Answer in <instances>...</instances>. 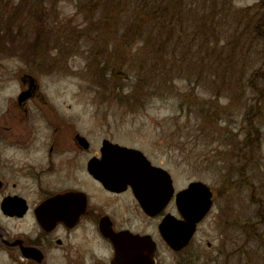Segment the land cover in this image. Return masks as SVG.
Returning <instances> with one entry per match:
<instances>
[{
	"label": "rangeland",
	"instance_id": "374dc122",
	"mask_svg": "<svg viewBox=\"0 0 264 264\" xmlns=\"http://www.w3.org/2000/svg\"><path fill=\"white\" fill-rule=\"evenodd\" d=\"M258 1L233 0L232 4L238 9L253 6ZM53 13L51 19L55 22L83 23L84 13L78 12L73 0H60ZM229 40L225 39L217 48L223 52L222 57L232 45L227 43ZM71 43L67 45L68 55H58L57 49L52 48L44 53L37 65L0 51V85L17 84L16 74L31 73L61 111L64 112V105L69 104L71 109L66 111L79 112L83 133L95 140L111 137L141 149L152 163L169 169L177 190L186 187L190 181L205 182L213 191L214 204L198 224L190 248L200 246L213 255L223 252L219 258L221 264H264V94L250 86L249 71L243 72L246 76L241 82L235 80L228 86L220 76L213 77L206 69L198 73L191 66L190 58L181 60L177 53L173 72L160 78L156 88H150L151 96L143 102L144 108L136 104L130 109L115 97L128 94L141 73L138 69L140 53L135 56L132 67L128 63L124 66L115 96L94 77L96 64L88 51L90 43L85 40L76 43L74 38ZM140 44L138 42L131 50L138 49ZM250 45L246 66L256 69L260 65L254 62L260 44L253 42ZM43 64L46 66L42 67ZM165 79H168L166 84ZM209 102L224 111L219 114L218 122L215 117L203 121L198 114V110L207 107ZM257 105H260L258 112L261 111L257 118L245 115L247 107ZM255 111L253 108L252 112ZM245 116L253 118L262 135L254 160L241 175L239 168L244 160L236 157V153L225 151L221 140L225 137L227 143L233 140L231 146L236 149L237 141L243 139L247 130ZM184 126L188 131H182L179 136V129ZM228 163L233 165L234 177L232 185L224 186ZM215 262L209 261L217 264ZM167 264L175 263L168 259Z\"/></svg>",
	"mask_w": 264,
	"mask_h": 264
},
{
	"label": "flooded vegetation",
	"instance_id": "af4514ba",
	"mask_svg": "<svg viewBox=\"0 0 264 264\" xmlns=\"http://www.w3.org/2000/svg\"><path fill=\"white\" fill-rule=\"evenodd\" d=\"M14 80L0 85V264H126L130 255L119 248L131 234L150 237L155 264H221L223 252L191 249L193 237L179 250L163 239L162 221L181 218L177 193L185 188H175L168 168L145 155L169 173L164 201L158 174L130 168L104 148L105 141L134 146L83 133L79 112L66 111L69 104L61 111L35 75L22 71ZM95 170L112 183L104 184ZM135 188L149 201V211Z\"/></svg>",
	"mask_w": 264,
	"mask_h": 264
},
{
	"label": "trees",
	"instance_id": "16d2710c",
	"mask_svg": "<svg viewBox=\"0 0 264 264\" xmlns=\"http://www.w3.org/2000/svg\"><path fill=\"white\" fill-rule=\"evenodd\" d=\"M59 1L0 0V51L37 65L52 48L57 49L58 55H68L67 45L72 44L73 38L76 43L88 41V51L96 64L94 77L115 96L124 66L128 63L132 67L140 53L141 73L128 94L115 97L130 109L136 104L144 108L143 102L151 96L150 88H156L160 78L173 72L177 53L181 60L190 58L198 73L206 69L211 76H220L228 86L235 80L241 82L247 70L250 86L264 94V0L238 9L233 6V0H73L78 12L84 13L81 25H72L71 20L64 24L51 19ZM225 39H230L227 43L232 45L222 57L223 52L217 48ZM138 42L139 48L132 51L131 47ZM253 42L260 44L254 61L260 65L256 69L246 66ZM51 43L53 47H49ZM259 109L260 105L249 106L245 115L257 118ZM198 112L203 121L215 117L218 122L219 114L224 111L209 102ZM250 116H245L247 130L243 139L237 141L236 149L231 146L233 140L227 143L226 137L222 140L218 137L224 141L221 145L225 151L236 153V157L244 160L239 168L241 175L254 160L262 135ZM182 131H188V127L179 129V136ZM229 166L228 163L224 186L232 185L234 169L233 165Z\"/></svg>",
	"mask_w": 264,
	"mask_h": 264
},
{
	"label": "water",
	"instance_id": "95a60500",
	"mask_svg": "<svg viewBox=\"0 0 264 264\" xmlns=\"http://www.w3.org/2000/svg\"><path fill=\"white\" fill-rule=\"evenodd\" d=\"M104 148L113 149V156L127 160L130 168L140 167L145 173L153 172L158 174L163 181L162 190L164 201L168 199L170 192V177L167 170L154 166L145 154L135 147H128L118 143L105 141ZM96 175L104 184L112 183V179L101 171L95 170ZM135 196L145 211H149V201L141 190L134 189ZM177 206L180 219L170 217L164 219L160 226L162 237L173 250H179L186 246L194 233L197 224L207 215L213 206V191L210 186L201 180L190 181L188 185L178 191ZM128 252L129 259L126 264H155V245L149 236L130 235L128 245L123 249L119 248V253ZM135 254L136 257H132ZM121 264V263H118Z\"/></svg>",
	"mask_w": 264,
	"mask_h": 264
}]
</instances>
